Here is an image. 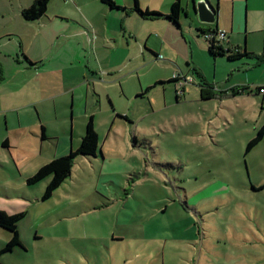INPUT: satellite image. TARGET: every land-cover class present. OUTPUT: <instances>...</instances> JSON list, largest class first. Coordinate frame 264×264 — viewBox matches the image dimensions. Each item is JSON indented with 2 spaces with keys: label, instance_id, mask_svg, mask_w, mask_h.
<instances>
[{
  "label": "rangeland",
  "instance_id": "374dc122",
  "mask_svg": "<svg viewBox=\"0 0 264 264\" xmlns=\"http://www.w3.org/2000/svg\"><path fill=\"white\" fill-rule=\"evenodd\" d=\"M34 1L0 0V27L33 23L38 30L42 19L26 22L21 16ZM70 1L52 0L41 22L69 27L75 18ZM218 2L229 23L231 6ZM138 22V33L160 29L151 27L157 21ZM181 23L174 27L178 32L169 29L164 44L170 51L159 58L137 44L131 60L114 72L89 71L100 149L96 157H78L48 201L42 196L50 178L32 186L26 181L61 157L56 136L68 133L66 155L75 151L72 97L43 102L47 126L40 120L24 129L14 113H0V212L26 215L18 224L22 246L3 254L0 264H264V139L247 153L264 125V99L255 93L264 65L257 67L256 58H213L197 34V17L183 13ZM237 27L228 31L229 48L243 51L246 38L247 52L262 56L264 33L248 22L247 34L243 24ZM75 32L43 33L49 65L77 48ZM13 68L10 62V73ZM67 73L51 79L54 87L65 76L68 83L74 79ZM176 74L179 79L171 81ZM9 87L2 90L4 99L12 96ZM244 87L253 93L233 96ZM10 239L0 228V250Z\"/></svg>",
  "mask_w": 264,
  "mask_h": 264
},
{
  "label": "crops",
  "instance_id": "0c3cea01",
  "mask_svg": "<svg viewBox=\"0 0 264 264\" xmlns=\"http://www.w3.org/2000/svg\"><path fill=\"white\" fill-rule=\"evenodd\" d=\"M113 1L123 8H132L135 2V0ZM154 1L151 0L147 3L145 0H138L143 10L148 9L152 12L164 14H169L171 5L175 0ZM207 1L217 9L216 22L212 25L199 23L194 26L197 30L215 28L225 31L228 40L222 43L224 47L226 45H228L227 48L230 47L228 31H230V34L235 32L238 29V23L241 26L243 24L244 33L247 32V22L249 24L248 28H251L252 31L258 30L264 33V0H224L227 7L231 6L232 16L229 23L222 18V12H219V0H217V3L215 0ZM51 3L52 0L49 3V8ZM70 3L72 2L70 1ZM250 3L252 4V10L251 14H248L247 21V13L251 8ZM72 4L74 6H71V9L72 13L75 14V18L71 16L74 18L72 20L73 24L66 28L62 26L57 30L54 28L56 22L42 23L43 18L40 24H37L38 30L33 28L35 26L32 25L33 23L26 25L24 29H9L6 25L0 27V113L3 111L14 113L19 127L24 129L40 123V120L43 125L47 126L45 117H47L48 109L41 107L43 102H54L53 100L71 96L73 104L71 107L72 129L70 136L73 140H75L74 137H77V143H75L77 145L75 150H77L85 134L86 124L90 117L94 119L96 112V101L93 97L97 96L94 93L96 92V86L90 85L89 71L98 75L114 72L131 60L132 47L137 44L144 45L148 55L159 58L160 54L170 51L169 46L164 44V38L169 39L171 36L169 29L176 32L178 30L165 19L157 20L159 24H154L151 27L153 29L159 27L160 29L155 31V37H153V31L145 34L135 31L142 25L138 21L150 22L141 19L136 13L126 15L122 11L111 10L101 0H74ZM181 4L183 13L188 18L193 14L192 0L186 1V4H183L181 0ZM181 18L180 24L182 27ZM71 27L76 29L74 34L79 37L77 48L68 54L66 59L59 61L57 64L55 63L56 65H49L51 64V58L46 52V40L43 33L53 28L58 35L65 34L69 36L73 34L71 33ZM91 35L97 37L92 38ZM126 35L135 38L136 43L131 45ZM225 43L227 44L225 45ZM246 45L247 40L245 38L243 51H247ZM22 55H25L33 65L29 64ZM262 56H264V53ZM102 59L106 60L105 64L101 63ZM10 62L14 65L11 73L9 72ZM110 62H114V64H109ZM257 65L259 67L264 64L258 63ZM67 71V75L72 76L74 79L68 83L65 76L64 82L59 81L54 87L51 79L59 74H65ZM261 83L258 87L264 86V80ZM9 85L8 90L12 92V96L9 99H4L1 94L2 90ZM60 109L61 107L54 104L55 112L60 111ZM113 110L115 111L114 108ZM65 112H67V108H65ZM43 132L45 137H48V134H46L48 128L42 130V135ZM68 138V133L56 136V142L59 151H61L60 156L66 155L69 147H71ZM42 140L44 141L46 138H42Z\"/></svg>",
  "mask_w": 264,
  "mask_h": 264
},
{
  "label": "trees",
  "instance_id": "16d2710c",
  "mask_svg": "<svg viewBox=\"0 0 264 264\" xmlns=\"http://www.w3.org/2000/svg\"><path fill=\"white\" fill-rule=\"evenodd\" d=\"M51 0H35L28 8L21 11V16L26 22H36L44 18L47 14L49 3ZM103 4L108 6L111 10L122 11L126 15L136 13L141 19L147 21L166 20L173 24L174 27L181 29L180 18L183 13L181 0H175L172 5L169 14L163 15L158 12H152L148 9L143 10L138 0H135L132 8H123L113 0H101ZM217 12V11H216ZM215 35L217 29H198L197 34L203 36L208 43V52L213 58L227 57L228 60L234 61L243 58H256L258 63L264 64V56H258L248 53L246 50L242 51L240 48H225L222 43L217 42L215 39L208 40L206 38V32L210 31ZM24 59L28 61L25 55H22ZM156 56V55H155ZM29 64L33 65L30 61ZM172 79L171 81H174ZM170 81V82H171ZM248 87L241 88L240 90H233V96H239L249 91ZM253 93V90H250ZM264 99V96H263ZM117 117L127 119L126 116ZM43 131L45 129H42ZM42 138L45 139L43 132ZM264 139V125L257 131L256 136L249 142L247 146V153H249L256 145H258ZM99 136L95 130V123L93 117H90L87 124L85 134L82 137V141L77 150L71 151L66 156L55 158L50 163L41 167L38 172L32 177L27 179V185H35L46 178H50V182L46 186L45 192L42 196V201H48L52 198L53 194L61 185L69 179L72 174L75 160L80 157H96L99 151ZM26 217L25 214L9 215L6 212H0V228L7 230L11 233L10 241L0 250V257L12 252L16 247L22 246L21 238L18 230V224Z\"/></svg>",
  "mask_w": 264,
  "mask_h": 264
},
{
  "label": "water",
  "instance_id": "95a60500",
  "mask_svg": "<svg viewBox=\"0 0 264 264\" xmlns=\"http://www.w3.org/2000/svg\"><path fill=\"white\" fill-rule=\"evenodd\" d=\"M192 11L202 24L212 25L216 22L217 9L207 0H192Z\"/></svg>",
  "mask_w": 264,
  "mask_h": 264
},
{
  "label": "built area",
  "instance_id": "2783aa9c",
  "mask_svg": "<svg viewBox=\"0 0 264 264\" xmlns=\"http://www.w3.org/2000/svg\"><path fill=\"white\" fill-rule=\"evenodd\" d=\"M206 38L208 40L215 39L219 43H223V42H226L228 40L227 39L228 38L227 33L223 30H217L215 35L211 32V30L207 31L206 32ZM179 77L180 76L177 74L174 76L175 79H179ZM188 81L191 82V81H193V79L190 78ZM185 82H187L186 78H185ZM255 93L264 96V86L257 87L255 89Z\"/></svg>",
  "mask_w": 264,
  "mask_h": 264
}]
</instances>
